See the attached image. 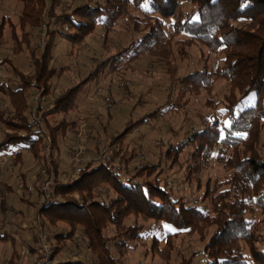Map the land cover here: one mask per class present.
I'll return each mask as SVG.
<instances>
[{
    "label": "trees",
    "instance_id": "1",
    "mask_svg": "<svg viewBox=\"0 0 264 264\" xmlns=\"http://www.w3.org/2000/svg\"><path fill=\"white\" fill-rule=\"evenodd\" d=\"M16 1L22 4L19 16L22 37L16 41L15 49L28 50L36 69L32 75L20 74L19 89L9 91L11 107L0 112V119L7 127L0 151L11 154L18 162L28 149L43 160L46 169L41 152L47 144L46 136L51 138L52 169L47 170L52 173L54 184L52 198L46 201L42 197L37 217V226L41 221L44 237L51 246V255L43 264H122L130 249L143 246L149 238H152L150 251L168 261L170 242L182 233L199 236L205 242L202 251L207 258L205 264H249L246 246L254 261L264 264L261 247L264 217L257 223L248 218L258 209L264 216V0H192L194 9L190 11L184 10L181 0H106L94 4L93 0H87L74 8H67L65 0ZM170 19L175 23L172 36L165 29ZM122 20L138 38L98 63L85 78L55 98L51 107L40 103L37 115L41 126L32 121L26 115L25 92L36 81L45 88L43 96L49 93L50 80L58 75L57 68L50 66L56 40L60 37L77 46L101 28L106 43ZM6 22L3 17L0 34ZM27 26L45 33L47 40L39 56L38 45H33L31 50V40L36 38L25 30ZM180 35L186 38L175 41ZM176 44L180 45L178 52L182 59L188 57L185 48L203 45L214 53L222 52L224 65L214 71L206 65L184 76H177L174 71L171 87L178 92L174 107L187 105L186 97L198 98L204 92H211L221 80L229 85L221 111L226 121L214 117L202 130H195L182 142L161 152L156 163H143L129 170L136 153L122 145L124 139L156 119L158 108L128 122L125 130L111 138V151H101L107 153L104 158L96 157L84 167L77 166L79 171L62 181L55 151L62 136L75 123L62 120L52 125L49 118L74 111L89 83L120 73L128 63L133 64L143 56L171 59ZM249 96H253V105L237 112ZM189 145L192 154L182 162ZM214 156L229 175L223 180L207 182L203 200L210 202V211H204L191 205L186 197L175 196L163 176V165L166 161L171 169H184L186 181L192 184L195 176L210 169ZM196 182L200 187V181ZM105 186L116 192L109 201L99 198ZM130 217H135L136 222L127 225ZM150 222L169 227L168 243L163 249L158 237L146 231ZM51 227L55 230L50 232ZM110 227L115 232L113 236L106 233ZM80 228L91 263L85 262L77 252L83 245L77 239ZM211 228L214 231L208 237ZM10 239L8 234L0 232V241ZM61 253L63 258L59 260ZM40 254L39 244L37 255ZM9 264L15 263L11 260ZM182 264H191V259Z\"/></svg>",
    "mask_w": 264,
    "mask_h": 264
},
{
    "label": "rangeland",
    "instance_id": "2",
    "mask_svg": "<svg viewBox=\"0 0 264 264\" xmlns=\"http://www.w3.org/2000/svg\"><path fill=\"white\" fill-rule=\"evenodd\" d=\"M65 1L68 5H66L67 8L87 3V0ZM105 1L93 0L92 4ZM181 4L185 11L194 9L192 0H181ZM21 10L22 4L16 0H0V24L3 17L7 21L2 34H0V112L11 107L9 91L19 89L20 74L32 75L36 69L28 50H18L17 52L15 49L16 41L22 37L19 25ZM174 24L173 19L166 21L165 29L168 36L174 34ZM25 30L35 36L36 39L31 40V50L38 45L40 47L37 52L39 56L47 40L45 33L31 26H27ZM136 38L138 35L131 31L130 26L124 20L116 27L115 32L110 35L106 43L101 28H98L87 41L77 46H72L59 37L55 42L50 60V66L57 68L58 75L50 80V91L44 96L42 95L45 91L44 86L32 81V86L25 92L28 104L26 115L33 121L32 114L40 103L51 107V102L64 93L68 87L80 82L98 63ZM185 38L186 36L180 35L176 37L175 41ZM33 45L34 47H32ZM179 48V44L174 46L173 56L169 60L143 56L133 64L126 63L127 65L120 73L107 75L98 83H89L74 111L68 114H56L49 118V124L52 125L58 124L62 120L75 123L71 124L66 135L62 136L58 149L55 151L62 181H67L73 173L79 171L78 168L84 167L91 159L104 158L111 151L109 144L111 138L125 130L128 122L137 120L158 108H160V113L156 119L145 123L124 139L122 145L136 153V158L131 163L129 170L143 163H156L161 152H165L171 145L182 142L195 130H202L211 123L214 117L226 121L221 111L224 108L225 97L229 93V85L221 80L216 82L211 92H204L198 98L186 97L184 101H188L187 105L184 104L181 108L174 107L178 97L177 90L171 87L174 71L177 76H184L194 70L203 69L206 65L212 71L222 68L224 65L222 52L214 53L206 46L195 45L192 48H185L188 57L182 59L178 52ZM253 100V96L246 98L238 107L237 112L253 105ZM180 101L183 102V100ZM6 132L7 127L0 119V142L4 139ZM49 139L50 142L46 139L47 144L41 152L43 158H45V150L50 148L51 138L49 137ZM79 145L85 152L81 156L83 161L77 168L74 165V160H76L74 158H76ZM103 150L107 153L102 154ZM192 151L193 148L190 145L187 146L181 161H186ZM49 159H53L51 154ZM4 160L7 162L3 163ZM42 163L43 160H39L27 150L23 151L18 162L14 161L11 154L0 151V220L10 225L9 230L22 226L26 228L21 232L23 241L17 243L16 247L19 252L29 251L28 254L32 250L28 255L30 259L37 256L40 244L37 217L38 209L42 206V197L45 196L41 188L46 180V176L42 172L44 170ZM210 165L208 171L194 177L192 184L186 181L184 169H171L166 161L163 165L165 169L163 176L168 186L173 188L176 197L184 196L191 205L204 211H210V202L203 200L207 182L223 180L229 175L222 164L217 162L216 156L212 158ZM122 171L124 170L122 169ZM197 179L200 181V187L196 182ZM23 181V186H21ZM6 186H10L12 190H5ZM30 193L32 194L30 195ZM115 196L116 192L111 186L101 188L100 199L109 201ZM263 217L259 209L254 215H248V218L255 223L261 221ZM39 222L41 223V221ZM134 222H136L135 217L126 220L127 225ZM61 226L63 224H60L59 228H62ZM146 228L147 232L158 237L160 248L163 249L168 243L169 227L162 223L150 222ZM50 229V232L55 230L54 227ZM213 229L209 230L208 237L214 231ZM106 233L108 236H113L115 232L110 227ZM262 234L264 238V228ZM78 235L77 239L82 241L83 245L77 248V252L85 262L91 263V254L81 228ZM151 240L152 238H149L146 240V244L138 246L137 249H130L122 264H182L183 261L189 263L190 259L191 264H205L207 261L202 252L205 242L200 241L199 236L182 233L173 238L170 242L171 253L168 261L150 251ZM9 243L10 241H0V264H5L4 259L10 255ZM261 247L264 248V244H261ZM245 248L249 264H257L250 248L248 246ZM63 253L58 256L59 260H62Z\"/></svg>",
    "mask_w": 264,
    "mask_h": 264
},
{
    "label": "built area",
    "instance_id": "3",
    "mask_svg": "<svg viewBox=\"0 0 264 264\" xmlns=\"http://www.w3.org/2000/svg\"><path fill=\"white\" fill-rule=\"evenodd\" d=\"M32 117H33L34 121L39 123V126L42 125V121L39 120L40 118L37 115V109L34 110ZM42 130L44 132L43 127H42ZM46 139L49 140V142H50L49 136H46ZM78 147H79L78 152L75 155L76 158H74V159H76V160H74L75 166H79L81 164V162L83 161L81 156H83L84 152H85L83 147H81V145H79ZM49 155H50V148L45 150V156L44 157H45V162H46L45 164H46L47 168L42 171L43 174L46 176V180H45V184H43L44 186L41 188V191L44 193L45 196L43 198H45L44 200H46V201L51 200V198H52L51 197V187H52V185H54L52 177H51L52 173H49V171L47 170V169H50V170L52 169V163H51V160L49 159ZM4 162H7V160H4L3 163ZM23 183H24V181L22 182L21 186H23ZM44 236H45V234L43 232V227H42L41 223L39 222V237H38V239H39L40 247H41V254H40L41 256L37 255L35 262L33 264H43V262H46L51 255V246L46 241V237H44Z\"/></svg>",
    "mask_w": 264,
    "mask_h": 264
},
{
    "label": "crops",
    "instance_id": "4",
    "mask_svg": "<svg viewBox=\"0 0 264 264\" xmlns=\"http://www.w3.org/2000/svg\"><path fill=\"white\" fill-rule=\"evenodd\" d=\"M98 83V82H97ZM28 151V149H27ZM7 189H10L12 190V188H10V186H6L5 187V190ZM26 191L24 190V193ZM32 193H30L31 195ZM7 212H10V211H7ZM10 229V225H8L7 223L3 222L0 220V232L3 234H8L11 239L9 240L10 243L8 245H10V255L9 257H7L6 259H4V263L5 264H9L10 261L12 260L13 263L15 264H33L35 262V259L36 257L30 259L28 257V255L31 253V250L30 253L28 254V252L26 253H23V252H19L18 251V248L16 247V244L19 243V242H22L23 241V238L22 237V234L21 232H23L24 229H26L24 226H22L21 228H16V229H13V230H9ZM22 251V250H20Z\"/></svg>",
    "mask_w": 264,
    "mask_h": 264
}]
</instances>
